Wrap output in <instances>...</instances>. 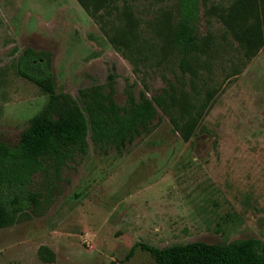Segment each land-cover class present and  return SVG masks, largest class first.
Here are the masks:
<instances>
[{"label":"rangeland","instance_id":"374dc122","mask_svg":"<svg viewBox=\"0 0 264 264\" xmlns=\"http://www.w3.org/2000/svg\"><path fill=\"white\" fill-rule=\"evenodd\" d=\"M174 1L126 0L134 19L130 47L120 51L133 53L124 57L104 33L110 18L96 22L75 0H0L2 143L15 145L47 100L16 73L25 47L51 53L55 91L73 99L81 87L106 85L109 75L118 104L128 92L150 97L169 84L195 105L212 92L187 139L158 111L151 130L124 147L98 149L87 137L86 151L57 174H34L30 189L42 204L0 228V264H154L138 246L123 257L135 242L264 240V44L244 58L208 12L217 0H205L198 32L214 51L195 76L183 73L180 55L154 27ZM113 23L126 27L122 18ZM39 245L53 262L39 260Z\"/></svg>","mask_w":264,"mask_h":264},{"label":"trees","instance_id":"16d2710c","mask_svg":"<svg viewBox=\"0 0 264 264\" xmlns=\"http://www.w3.org/2000/svg\"><path fill=\"white\" fill-rule=\"evenodd\" d=\"M75 1L98 23L110 18L108 27L103 29L114 48L120 51L130 47L134 17L126 0ZM204 3L205 0H175L171 9L160 10L154 18V27L164 44L180 55V71L192 76L214 51L212 40L198 32L199 7ZM208 9L237 43L244 58H250L264 44V0H217ZM118 18L126 22V27L115 26L113 20ZM132 53L120 51L124 57ZM50 60L49 51L31 47L23 48L16 57V73L36 85L47 100L29 119L15 145L0 142V228L12 225L21 214L42 204L40 193L30 189L33 175L49 171L57 174L67 159L86 151L87 137L98 149L124 147L150 131L160 111L187 139L212 95L206 89L203 101L195 105L186 98L182 101V94L176 95V87L169 84L150 97L144 92H128L124 103L118 104L113 99L109 75L106 85L81 87L73 99L55 91ZM136 246L146 251L154 264H264V240L256 237L225 243L189 241L162 247L135 242L123 259ZM37 256L44 263L54 261V253L46 245L38 246ZM106 264L117 263L109 260Z\"/></svg>","mask_w":264,"mask_h":264}]
</instances>
